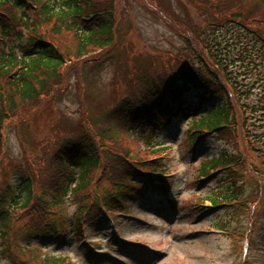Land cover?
<instances>
[{"label":"rangeland","instance_id":"rangeland-1","mask_svg":"<svg viewBox=\"0 0 264 264\" xmlns=\"http://www.w3.org/2000/svg\"><path fill=\"white\" fill-rule=\"evenodd\" d=\"M35 1L41 8L46 0ZM113 1L116 11L115 43L104 50H93L81 59L73 54L78 42L74 32L67 28L56 31L54 22L44 25L41 31L45 40L54 44L62 53H73L65 56L62 67L58 68L55 75H43L44 83L32 82L38 92L36 98L23 103L17 91L18 77L24 67L22 63L0 73V86L6 90L3 96L5 105H9V96L13 94L11 104L14 109L4 121L1 132L0 208L8 207L14 197L13 190H20L28 174H44L50 169V176H61L62 170L69 173L45 159L41 163L32 161V157L36 155L44 158L51 147L61 145V139L75 132L89 131L96 134L99 144L110 149L107 151L102 146L105 149L104 165H107L105 161L114 158L112 155L117 153V149L121 152L125 149L126 156L136 161L153 158L151 151L145 149L146 143L142 139H136L132 134H122L118 143L111 142L97 124L99 118L128 93L125 81L117 79L122 72L130 73L131 78H140L135 82L138 85L152 75L155 67L163 69L164 61L168 62L173 57L169 67H178L180 64L177 62L188 64L196 59L201 60L199 57L208 64L206 47L213 42L220 48L221 55L225 49L228 53L225 54L227 60H223L231 64L229 71L240 83V91L234 87L237 84L233 80L229 83L236 89L237 98L243 103L248 100L253 107L257 105L255 103L261 104L264 101V14L260 13H264L262 0ZM0 10L2 14L8 11L3 7ZM39 13V10L29 11L27 17L30 23L27 24L23 17L25 23L19 20L21 14L17 11L18 19L7 33V38L3 39L0 33V56L8 49L18 59L25 57L31 49L28 43L29 27L34 25L31 22H39ZM230 17H235L233 19L237 23L234 24ZM230 27L235 29L234 32L226 31ZM119 62L118 68L122 70L116 73ZM204 68L207 69L206 65ZM222 74L226 76L225 72ZM246 112L252 117L248 116L251 123L248 128L253 135H264V115L260 117L259 113ZM110 123L104 122L103 125L108 127ZM183 123L177 120L173 129L162 127L159 132L160 141L173 150L164 161L171 166V170L179 171L176 181L178 189L175 191L176 199L180 202L178 211L172 208L174 212L170 213L165 204H159L160 198L147 196L143 202L133 206L134 216L131 217L114 215L118 210L113 206V221L106 214L100 213L101 204L97 203L90 210L85 230L81 232L73 227L76 206L70 200L64 202L60 210L54 206L55 209L50 211L39 208L32 212L17 211L5 244H1L4 240L0 241V264L20 263L22 260H26L27 264H57L52 261V257L58 254L65 256L61 264H264V137H261L260 143L262 150L250 151L251 159L245 162L242 172L246 182L242 198L245 200L236 208L235 215L240 216L244 211L245 214L240 216L238 222L235 216L229 219L227 214L214 215L212 211L200 214L193 209L192 204L199 198L205 200L206 206H210V198L224 189H219L216 184L196 188L199 186L196 176L202 163L219 156L223 150H229L230 153L233 150L227 147L225 141L209 139L198 150V159L195 157L197 160H192L189 148L185 147L187 141L183 134L189 122ZM120 127L124 125L121 123ZM240 133L242 131L238 132V136ZM242 137L245 143V136ZM238 140L241 142L240 137ZM256 144L252 143L251 146ZM145 156L149 159H143ZM199 160L200 165H192ZM105 170L102 163L99 169L93 170L92 180L97 181L95 184L98 191L92 195V202L98 199L96 195L100 198L107 192H115L118 198L126 199L124 194L114 191L115 180L106 179L103 173ZM101 174L106 180L99 178ZM234 177L237 180V175ZM7 188L11 189L10 194L6 193ZM253 195L255 197L248 198ZM176 204L178 206L177 201ZM232 210L231 206L226 205L220 212ZM252 210L256 215L253 225L250 224ZM57 211L60 216L56 220L61 221L58 228L60 235L52 237L50 235L55 233L37 230L42 227L39 224L48 225L52 217L57 216L50 212ZM220 222H228V228L221 230L218 226ZM242 230H249L253 241L247 256L242 251L244 246L237 247L233 240ZM125 243L134 249V256L128 252L131 249H123ZM28 244L38 253L28 250ZM121 244L123 246L118 247ZM38 245L49 248L42 250ZM143 250L150 254L141 253ZM46 252L52 257L45 256ZM108 252L110 255H107Z\"/></svg>","mask_w":264,"mask_h":264},{"label":"trees","instance_id":"trees-1","mask_svg":"<svg viewBox=\"0 0 264 264\" xmlns=\"http://www.w3.org/2000/svg\"><path fill=\"white\" fill-rule=\"evenodd\" d=\"M19 1L24 2L25 4H30L35 0ZM148 1L152 2V0ZM241 1L244 2V0ZM263 2L264 0H262V4ZM228 3L229 1H227V4ZM7 4H10L8 5L10 8L6 6L8 11L5 15H2L0 10V24L6 25L9 23V21L13 22V20H11V13L13 15V12L11 11L12 6L17 10H23L22 17L24 20H26L27 24L30 23H28L29 19L27 17V13H24L25 7H23L20 2L16 0H0L1 8H4ZM259 9L261 10L262 8ZM39 11V22H31L32 24L34 23V25L29 27L30 34L28 36L29 44L38 45V48L40 49L38 55L26 59H18L15 53L11 54L10 56H6L5 54L0 56V73L9 71L10 68L16 66L18 63H22L24 66L21 74L18 77L19 83L17 84V91L21 94V100L23 103L36 98L38 95L37 89L34 87L32 82L39 81L40 83H44V76L55 75V72L58 70V68L62 67L66 55H70L74 52L73 54H76V56L81 59L82 57L89 55L93 50H104L112 47L115 39L116 22L114 17L115 6L113 0H48L39 9ZM260 13L262 15L264 14L262 11H260ZM230 15H232L231 12ZM232 16H234V14ZM231 17L230 20L234 22V24L237 23V21L233 19L235 17ZM52 22H54L56 31L67 28V30L76 34L78 37V42L77 46L75 47L76 49L74 48V51L71 50L73 52L62 53L54 44L44 39L41 30L44 28L46 23L52 24ZM81 22L82 26L85 28L81 29L77 26V23L80 24ZM23 23L25 22L23 21ZM234 30L235 29L231 27L226 29V31L229 33L234 32ZM258 40H260V38ZM207 47L209 48V55L211 57L213 56L212 61H214L217 59V57H219L216 54L219 50V48H217L218 45H215V43L211 42L210 46L208 45ZM117 61H119V59ZM215 62L217 63L216 60ZM178 63L180 64L178 65L179 68H184V73L187 75L185 78L189 79L188 81L186 80V83L191 85L192 88L204 89L203 92H201L202 94H199L198 96L200 97V101L203 105H198L200 109L201 107H205V104L214 98L206 87V75L197 77L194 72L198 71L199 68L194 67L193 64L185 63V65H183L180 62ZM119 65L120 62L117 65L116 73H120L122 70V68H118ZM214 68H216V66H214ZM174 69L175 66L172 67L171 70L175 71ZM212 72L213 71H210V74L212 75V77L210 76V82L215 83L218 78V74L221 73V70L218 68L214 73ZM169 73L171 72H166L165 74L167 75ZM163 75L164 74H161L155 77V74L153 73V75H151L146 81L144 80L138 85H136L135 82L141 79L131 78L130 73L122 72L120 76L117 77L118 80L120 79L125 81L126 90L128 93L126 92V97L119 103H116L114 106L110 107V109H108L98 121H100L101 125H103L104 122H112V120H114L113 118L111 119V117L114 116V113L119 114V116L125 114L129 119L127 120L128 125H124L126 128L129 126V130L127 131L125 127H120L121 122L114 123L115 126L109 130L110 134L109 132L104 131V133L108 135L109 140L119 142L120 139L118 138H120L122 134L129 135L132 132L138 133V130H140L144 135L146 133L148 134L150 131L157 130L158 123L160 122L159 118L162 119L164 116L170 117L174 115L177 113L176 109H178V111L181 113H183L184 110L187 112L189 109H193V106L183 98V93L188 90L189 86L186 85L184 89L180 87L179 82L177 83L178 77H181L180 79H182V75H177L166 80H164ZM155 88H159V90ZM216 88L220 90L221 94L225 93V89L221 86V84ZM235 91L236 89H234V92ZM5 93V88L3 90V87L0 86V159L2 157V126L4 121L8 118V114L14 110L13 105L11 104L13 102V94L9 96V105H5V98L3 97ZM260 101H262V99H260ZM256 104L257 105L253 107L247 101V103H243L241 106H239V102H237L235 106L236 109L226 103L216 105L211 111L204 112L199 117L196 116L191 122L189 130L186 133V141L187 145L189 146L194 144L198 138L211 132H216L220 139L226 140L228 143H230V145L232 144V146H234L236 151L235 155L225 151L219 156H215L207 160L206 163H202V166L198 170L196 182L199 183L203 177L206 178L215 171L229 169V171L224 174L223 180L219 183V187L223 186L221 188H224L223 191L212 196L209 201H211L212 206H218L220 203L227 202H233L237 204L233 208L232 212H229L230 214L228 217L229 219H233L235 216V219L238 222L240 221V216L245 214V211L240 216L235 215L236 208L240 207V205H242L244 202L243 200L245 199H241L243 195V188L237 187V183L240 181L245 182L242 174L245 162L251 159L249 154L250 151L254 152V150H262L260 143L261 137H264V135H253L251 129L248 128L249 124L251 123L247 117L248 113L246 111H249L253 114L254 112L259 113L260 117L261 115H264V106L261 107L259 103ZM237 110L240 117L236 115ZM243 111H245V115L243 114ZM239 131H242L244 135L240 133L238 136ZM80 133L81 132L78 134L79 137L80 135H83ZM73 134L71 136H65L63 139H61V145L51 147L50 151L44 154V158L43 156L36 157V155L32 157V159L34 158L32 161H36L37 163H41L42 159H45V161H50L52 164L57 166L58 169L68 166L69 173L62 171L61 176H50V169L46 170L48 173L40 174L37 172V174L32 173L33 175L28 174L27 177L25 176L24 184L17 194L18 197L11 203L7 210H2L0 212V239L4 240L3 242H5V238H7L10 230L12 229L15 213L17 211L23 210L27 212L32 208H39L44 211H50L55 209V207L61 209V206L64 205V202L68 200H70L71 204L76 206V214L73 217V227L79 232L83 230L82 226L84 219L90 213V210L94 205V199L92 202V195H94L97 191L95 181L92 180L94 177L93 170L97 168L101 162V158L94 151V149H92L93 147L89 148L90 146L96 145L95 141L91 137L85 136L84 140H87L83 143L84 150H82L80 153L82 156L76 161L78 164L74 165L71 158L75 152V149H78L81 145L77 144L80 143V141H77V137H75ZM111 134L113 136L110 138L109 135ZM84 135L89 134L86 133ZM242 136H245L246 142L240 149V144L244 142ZM238 137H240L241 142H239ZM88 138L92 140V143L89 142ZM256 142V146H258V148L254 145L251 146L252 143ZM263 142L264 140L262 143ZM150 154L152 155L154 152L151 151ZM113 156L114 158L110 159L108 162L105 161L104 163L109 166L108 170L111 169L109 171V176L113 177L115 180L113 182V186L117 191L119 190V186L124 187L125 185L121 175L126 177L131 176L134 173L133 168L138 167V164H141V162L139 161L140 163H135L136 160L129 161L126 159V156H118L116 153H113ZM146 158V156L143 157V159ZM107 165L103 164L104 169ZM234 174L237 175L236 179L238 181L234 183L235 179H233V185L224 186L225 183L232 181L230 178H232ZM258 183L260 185L259 181ZM132 185L138 186V182L134 181ZM132 185L130 186L131 188ZM121 191H124V189ZM8 192L10 191L7 190L6 193ZM51 192H59L57 194V198L52 201H46L43 196ZM253 197L255 196H249L248 198ZM96 201L109 205H116L117 203H120L119 198H117L114 194L109 195L108 199L100 198V200ZM204 201V199L199 198V200L196 201V204L203 205ZM117 208L119 210L121 209V206H117ZM58 211L55 213L57 216H55L53 220L50 221V224H39L42 227L37 230L53 232L55 234L50 236H56L60 232H58V228L60 227L59 221H56V219H59L60 216ZM250 217H254V212H251ZM218 226L221 229L226 230L229 226V223L220 222ZM235 236L236 238L232 236L235 244H237V242H239L238 244H241L245 237V233H239ZM237 238L239 239L237 240ZM47 256L52 257L50 255ZM52 259H54L52 261L57 264H61L63 261H65L64 256H56L52 257Z\"/></svg>","mask_w":264,"mask_h":264}]
</instances>
